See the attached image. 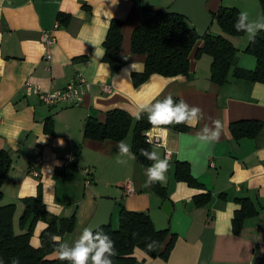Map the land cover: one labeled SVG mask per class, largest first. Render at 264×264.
<instances>
[{
	"label": "crops",
	"instance_id": "obj_1",
	"mask_svg": "<svg viewBox=\"0 0 264 264\" xmlns=\"http://www.w3.org/2000/svg\"><path fill=\"white\" fill-rule=\"evenodd\" d=\"M174 1L143 0L140 5L135 0H0V150L11 159L0 205H14L16 235L26 232L18 226L23 200L40 192L49 215L74 220L71 232L59 241L71 246L95 214L97 200L103 198L113 201L109 221L113 230L118 228V213L123 208L147 214L156 230H167L176 237L166 260L135 249L133 264H264V84L249 83L230 73L227 82L217 86L210 80L212 58L195 59L194 54L188 77L152 75L133 83L132 75L143 73L145 56L131 53L132 32L152 17L151 10L168 8ZM205 7L210 14L224 7L247 12L250 20L264 17L260 0H207ZM112 20L122 23L117 70L103 61V41ZM182 24L193 28L186 19ZM43 31H50L54 40L49 60L40 40ZM206 34L227 38L237 50L238 69H255L256 59L244 53L250 41L246 34L225 35L214 19ZM78 77L89 86L73 105L47 106L23 89L29 82L43 91L59 90ZM102 84L110 85L111 92L101 91ZM169 94L202 109L204 119L184 133L168 130L165 134L155 128L146 132L152 140L151 151L169 160L167 180L158 183L166 191V198L161 199L146 185L147 168L119 155V142L85 139L83 130L87 119L104 123L106 113L114 109L135 118L142 106ZM213 119L222 122L220 139L211 144L195 139ZM238 121H257L261 127L253 138L237 140L229 127ZM123 141L131 145V134ZM67 153L74 154L75 163L63 169L62 156ZM118 159L128 162L119 164ZM176 162L188 164L198 187L175 179ZM86 167L92 172L88 186L82 172ZM128 182L133 192L125 194ZM199 195L209 196L203 206L195 203ZM240 200L250 207L235 234L232 219L241 207L230 205L241 206ZM165 202L171 206L168 217ZM45 227L42 221L35 224L32 247H39Z\"/></svg>",
	"mask_w": 264,
	"mask_h": 264
},
{
	"label": "trees",
	"instance_id": "obj_2",
	"mask_svg": "<svg viewBox=\"0 0 264 264\" xmlns=\"http://www.w3.org/2000/svg\"><path fill=\"white\" fill-rule=\"evenodd\" d=\"M142 5L143 0H135ZM260 6L264 13V0H260ZM152 17L137 26L130 38V51L132 54L144 55V70L141 74H133L135 85L149 79L152 75L162 77L185 76L191 73L190 56L195 59L202 55L212 58L210 65V80L217 86L224 85L231 73L233 77L249 83L264 84V31L258 32L255 41H249L244 53L256 59V67L253 71L238 69L235 64L237 50L222 35L212 36L206 34L201 38V45L197 47L200 38L193 28L183 26L184 18L179 15L165 14L164 9L151 10ZM239 11L236 8L221 7L212 17L220 31L228 36L238 37L244 33L237 32L236 23ZM122 23L112 20L106 37L103 41V61L112 69L117 70L120 62V47L122 41ZM165 97L159 99L162 100ZM176 102L179 99L173 97ZM48 131V126H45ZM261 124L257 121H238L230 124V132L234 139L253 138L259 131ZM153 128L148 122V114L143 113L140 119L131 117L127 112L114 109L108 111L104 123H99L94 118L87 119L83 137L85 139L103 141L111 140L120 142L131 134V152L136 156V162L143 168H147L153 162L140 154L141 149L151 151V145L147 143L146 132ZM168 130L175 133H184L188 130L185 125H171ZM11 167V159L8 153L0 150V201L2 199V187ZM174 177L179 182L186 183L189 187L196 188L198 184L190 174L188 164L176 162ZM151 189L161 199L166 198V191L158 183L151 184ZM197 206H203L209 200L208 195H199L195 198ZM241 209L232 219L233 233L238 234L241 229L243 214L247 207L244 200L239 201ZM24 211L19 218L18 226L25 233L16 235L13 229L14 205H0V264H13V259H18L19 264H70L69 261H61L58 257H51L58 247L59 241L51 239L52 236L62 237L71 232L74 220L57 219L49 215L41 198L40 192L33 198L23 200ZM38 221L46 224L39 236V247L34 248L30 244L33 229ZM108 235L114 242L118 253L113 257L114 264H133L132 257L135 249L142 250L148 256L159 257L166 260L173 248L176 237L167 230H156L149 216L142 212L127 211L123 208L118 213V228L113 230L110 224L97 229ZM168 240V241H167ZM158 241L160 247L149 251L147 243ZM165 241H167L165 243Z\"/></svg>",
	"mask_w": 264,
	"mask_h": 264
},
{
	"label": "clouds",
	"instance_id": "obj_3",
	"mask_svg": "<svg viewBox=\"0 0 264 264\" xmlns=\"http://www.w3.org/2000/svg\"><path fill=\"white\" fill-rule=\"evenodd\" d=\"M234 27L237 32L246 34L248 39L254 42L258 32L264 31V17L250 20L247 12H241ZM143 113L148 114V122L153 128L165 134L168 132V126L185 125L186 127H195L204 119L202 109L188 105L183 99L176 102L171 94L153 104L142 106L136 113V118L140 119ZM222 131V122L219 119H213L211 126L205 124L196 133L195 139L211 144L220 139ZM61 143L63 142L61 141ZM147 143L151 144L152 140H147ZM116 147L121 157H127L131 160L136 159L135 154L131 152L130 145L125 141H120ZM140 154L153 162L146 169V185L165 183L169 160L166 158L161 159L156 151L147 149H141ZM128 159H118L117 163L127 164ZM230 207L239 209L241 206L232 204ZM217 231L219 232L220 229L218 228ZM51 239L60 241L61 237L52 236ZM146 247L149 251H154L160 245L158 241H151L146 244ZM54 255L61 261H69L70 264H114L112 258L117 256L118 253L115 250L114 242L108 235L98 230L94 231L89 227L83 230L80 237L71 246L66 242L59 243L54 250ZM13 264H19V260L14 258Z\"/></svg>",
	"mask_w": 264,
	"mask_h": 264
},
{
	"label": "built area",
	"instance_id": "obj_4",
	"mask_svg": "<svg viewBox=\"0 0 264 264\" xmlns=\"http://www.w3.org/2000/svg\"><path fill=\"white\" fill-rule=\"evenodd\" d=\"M57 23L54 25L56 28ZM40 40L44 44L45 49V58L46 60L50 59V48L54 44V40L50 37V31H43L40 34ZM89 83L82 77H78L77 79L70 80L62 89L53 90V91H43L39 87L34 86L33 84L26 82L23 85L24 92L27 95H35L40 103L47 106H57L60 104L73 105L77 104L81 101L82 91L84 88H87ZM101 91L105 93L111 92V86L108 84H102ZM147 140H151L149 134H145ZM169 152H167L168 154ZM36 163H40V158L36 159ZM75 163V156L73 153H67L62 156L61 168H66ZM84 174V184L86 186L92 183V172L90 168H84L82 170ZM133 192V188L130 182H128L124 187V193L130 194Z\"/></svg>",
	"mask_w": 264,
	"mask_h": 264
},
{
	"label": "water",
	"instance_id": "obj_5",
	"mask_svg": "<svg viewBox=\"0 0 264 264\" xmlns=\"http://www.w3.org/2000/svg\"><path fill=\"white\" fill-rule=\"evenodd\" d=\"M207 0H175L168 8L164 9L165 14L179 15L189 21L197 36L203 38L212 21V15L206 10ZM113 201L100 198L97 200V210L85 228H92L94 231L109 225ZM165 215L168 217L171 212L169 202L163 204Z\"/></svg>",
	"mask_w": 264,
	"mask_h": 264
}]
</instances>
